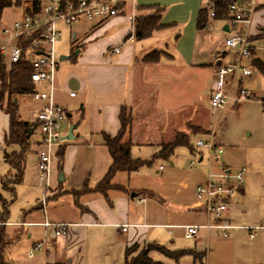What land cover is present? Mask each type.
Instances as JSON below:
<instances>
[{
  "label": "crops",
  "instance_id": "0c3cea01",
  "mask_svg": "<svg viewBox=\"0 0 264 264\" xmlns=\"http://www.w3.org/2000/svg\"><path fill=\"white\" fill-rule=\"evenodd\" d=\"M146 1L125 0L118 15L90 22L85 34L86 44L77 52L78 58L69 57L68 60H62L63 63L59 62L54 100L67 111V118L61 123L60 132L63 138L69 139L56 147L51 161L48 186L41 187L43 184L38 179L37 170L39 133L35 129L32 130L22 181L30 184L32 188H37L39 193L42 189V192L39 198L35 196L36 201L26 211L28 216L26 213L24 215V218L29 217L31 220L22 221L19 225L30 226L28 238H31L35 231L34 227H40L42 237L31 242L32 247L40 244V248L36 249L39 251L36 257L26 255L20 262L10 260L13 264H89L87 255L90 254L91 246L101 241L120 242L124 246V252L134 244H157L170 251H187L185 254L192 255L195 261L196 257L191 251L197 252L201 253L200 258L203 264H206L203 260L205 252L196 248V245L208 236L207 233H201L205 229H200L195 237L185 236L194 244L188 249L174 245L164 246L153 240L158 232L155 231L156 227L167 228L166 235L170 237V229L174 226L148 222L153 211L149 198L157 202L161 199L133 182L132 177L138 170L118 171L111 177L110 186L106 190L102 192L95 188L112 163L103 136L114 137L118 134L122 112L124 117L129 116L131 119L122 140L130 142L132 158L141 159L135 156V148L152 143L157 145L151 157L142 160L160 157L156 155L160 144L171 141L176 132L187 133L188 127L195 125L204 128L211 122L210 105H201L199 99L205 91L206 68L212 71L214 77L216 66L227 56V50L222 44V38L228 32L225 20L215 19L223 22L221 32L217 34L212 35L209 32L213 20L209 16L207 26L197 29L198 10L206 7L210 0H186L192 4V11L182 24L186 26L188 23L191 42L184 55L177 50L173 55L167 48H158L155 45L157 34L169 25L162 17L163 12L160 23L165 25L164 28L142 39L133 37V18L146 11L138 8L161 6L159 2L149 4ZM248 32L252 35L250 51L253 55L255 44L264 39V0H258L248 25ZM206 39L213 42L208 51ZM114 47H118L119 51L114 52ZM207 54L212 56L211 61H206ZM254 60V63L264 64L258 57ZM70 92L75 95L69 96ZM31 103L32 106L25 113L24 119L20 113L21 119L29 123H33L36 109L32 99ZM2 113L0 111V115H4L8 120L7 115ZM154 122L160 123L166 131L160 132L157 139L149 142L150 139L145 137ZM7 128L8 124L5 129L0 125L2 148ZM196 139L197 137L194 141ZM217 142L220 145L219 140ZM60 149L61 159L58 156ZM29 156H32V163H27ZM197 156L198 161H201L200 152ZM217 159L215 157V160ZM159 169L162 167L159 166ZM224 173L228 174L229 170L225 169ZM238 191L242 192V185ZM154 211L157 212L156 209ZM38 212L41 218L36 220ZM193 214L197 218L203 215L205 220L186 225H201L206 222L207 216L203 209L194 210ZM229 214L227 210L225 219L230 223ZM44 221L68 224L66 233L55 235L53 225L44 226ZM6 223L5 221L3 224ZM124 225L125 231L121 229ZM211 230L219 233L216 229Z\"/></svg>",
  "mask_w": 264,
  "mask_h": 264
},
{
  "label": "rangeland",
  "instance_id": "374dc122",
  "mask_svg": "<svg viewBox=\"0 0 264 264\" xmlns=\"http://www.w3.org/2000/svg\"><path fill=\"white\" fill-rule=\"evenodd\" d=\"M27 1L29 0H20L18 6L6 7L2 13L0 25L20 18ZM146 2L149 4L159 2L164 9L162 17L169 24L157 34L156 47L167 48V51L173 55L176 50L184 55L191 40L188 23L185 26L182 22L190 15L192 4L186 0H147ZM90 22L92 21L81 19L71 25H58L61 35L55 43L57 57L70 55L72 58H78L77 52L86 44L85 34ZM241 25L238 23L236 28H240L247 34L250 45L252 35L243 30ZM222 26L221 20H211L210 34L221 32ZM73 33L75 35H72ZM206 45L208 51L213 46V42L206 39ZM255 47L253 55L241 60L243 66L251 69V75L244 76L240 72L235 75L233 83H229L232 91L227 103L222 108L210 109L211 122L209 125L204 128L193 125L194 130L191 131L186 129L192 141V152L185 146H178L173 155L167 158L156 157L150 165L139 168L132 177L138 187L150 191L161 199L157 202L149 198L153 211L150 213L148 222L174 226L170 229L172 231L170 237L166 235L167 228L156 227L155 231L158 230V232L153 240L164 246L174 245L188 249L194 244L192 240L185 238L184 229L181 226L189 223L197 224L205 220V216L200 215L197 218L193 214L194 210H204L205 207L204 200L195 196L196 185L206 181L208 173L219 175L223 174L225 169L229 170L227 175L229 181L233 182L231 176L243 170L242 192H239L237 187L227 202L230 223L235 226V229L229 231L228 238H222L219 233L212 230L201 231V233H207L208 236H205L196 248L205 252L203 260L206 264H264V75L256 69L254 64L256 57L264 61V39L258 41ZM207 55L206 61H211L212 56ZM231 59L232 51H229L222 63H229ZM212 81L213 73L206 68L205 91L199 99V103L205 107L209 106L208 96ZM240 87L250 91V94L237 100ZM18 104L19 117L21 119V113L24 119L25 113L32 106L30 96H18ZM7 124V118L0 115V125L5 129ZM152 125L145 137L150 139L149 142L157 139L160 132L166 131L160 123L155 124L154 122ZM212 131L216 140L220 142L221 152L211 153L206 148H194L195 151H193L194 138H207ZM0 147V213L2 212L1 202L5 201L7 203L5 217L7 223L4 224L3 231L7 237L15 239L7 257L12 262H20L28 253L32 252L33 257H36L39 252L32 247L31 242L33 239H41V228L34 227L35 231L31 238H28L27 233L30 226L19 224L22 221L31 220L29 217L24 218V215L26 213L28 216L26 211L34 204L35 198L41 196L42 189L39 193L37 188H32L30 184L22 181L14 186L11 192L9 182L12 178V171L4 160L1 144ZM156 148V143L135 148V156L149 159ZM198 152L202 155L201 161H198ZM215 157L218 159L215 160ZM190 161L194 164L190 165ZM27 163H32V156L27 157ZM159 166L162 167L161 170ZM3 180L4 187L1 184ZM43 186L44 184L41 185ZM155 209L157 212L154 211ZM40 216L39 212L36 213V220H39ZM250 232L253 233L252 238L249 237ZM106 242L101 241L91 246L90 254L87 255L90 259L89 264H122L124 246L120 242ZM159 246L144 243L130 247L133 249L132 255H136L148 247ZM160 252V250H151V259L165 264H203L200 258L201 253L191 251L196 261L190 254H185L174 261Z\"/></svg>",
  "mask_w": 264,
  "mask_h": 264
},
{
  "label": "built area",
  "instance_id": "2783aa9c",
  "mask_svg": "<svg viewBox=\"0 0 264 264\" xmlns=\"http://www.w3.org/2000/svg\"><path fill=\"white\" fill-rule=\"evenodd\" d=\"M36 9L29 5L30 10H24L22 16L8 24L0 25V53L7 68L19 62L27 63L31 67L29 74L32 90L30 97L36 104L33 119V129L39 133L37 150L38 179L44 186H48L51 161L58 147L63 141L61 136V123L67 118L66 109L54 100L56 75L60 59L56 55L55 43L61 35L59 24L71 25L85 19L88 21H102L119 14L121 5L125 0H35ZM258 0H235L228 4L225 23L228 27L227 34L222 38V44L227 52L232 51L229 63L216 66L213 81L209 89V105L212 109L222 108L230 97L235 75H251V69L243 66L241 60L251 55L247 34L248 25L257 7ZM210 9L209 17H213ZM118 52V47L112 49ZM237 100L245 98L250 91L239 89ZM70 92L69 96H74ZM195 148H206L211 153H220L221 146L212 131L207 138H197ZM194 164L193 161L190 162ZM243 170L238 171L229 181L226 173L215 175L208 173L206 182L195 187L198 199L205 203L204 212L207 220L201 225H184V234L188 238L195 237L200 229L219 231L223 238L228 237L229 231L235 226L225 219L227 202L235 193L236 188L242 184ZM230 177V178H231ZM142 201L144 199H141ZM45 202V196L42 203ZM52 223L44 221V226ZM55 235L66 233L68 224L55 223ZM126 230V225L121 228ZM253 237V233H249ZM39 249L37 243L33 247ZM32 257V252L27 254Z\"/></svg>",
  "mask_w": 264,
  "mask_h": 264
},
{
  "label": "trees",
  "instance_id": "16d2710c",
  "mask_svg": "<svg viewBox=\"0 0 264 264\" xmlns=\"http://www.w3.org/2000/svg\"><path fill=\"white\" fill-rule=\"evenodd\" d=\"M73 1V0H72ZM235 0H210L206 7H201L198 10L196 26L197 29H203L208 24V16L210 9L213 10V19H225L227 14V6ZM20 0H0V22L3 10L12 5L18 6ZM31 5L36 9V1L29 0L25 3L24 10L29 11ZM139 10H146L143 13L137 14L133 18L132 35L136 39H142L150 36L154 31L165 27L160 23V17L163 12L162 6L139 7ZM256 69L264 75V64L255 62ZM31 67L27 63L19 62L7 68L4 64L3 56L0 53V111L8 117V128L3 137L4 160L12 171V178L9 182L11 192L14 186L22 181L26 156L29 152L31 143V133L33 123L22 120L18 114V96H30L32 84L29 77ZM121 128L118 134L114 137L108 135L103 136L104 145L112 158V163L104 176V178L96 185V190L104 191L110 186V179L114 173L118 171L133 172L144 165H150L153 160H142L132 158L130 156V142L123 141V135L130 123V117H124L123 112L120 114ZM188 130H194L193 127H188ZM193 145V144H192ZM178 146H185L191 150V142L188 133L176 132L174 138L166 143L160 144L157 156L167 158L172 155L174 149ZM194 151V146H193ZM155 155V156H156ZM58 156L61 159V149L58 151ZM4 187V180L1 182ZM2 212L0 213V264H13L7 258V254L15 241L10 239L3 231L4 222L7 214V203L1 202ZM151 250H160L166 256L177 260L187 251L184 250H167L162 247H148L141 250L136 255H132V247H128L124 252V260L122 264H163L153 261L149 256ZM202 256V255H201ZM200 256V257H201Z\"/></svg>",
  "mask_w": 264,
  "mask_h": 264
},
{
  "label": "water",
  "instance_id": "95a60500",
  "mask_svg": "<svg viewBox=\"0 0 264 264\" xmlns=\"http://www.w3.org/2000/svg\"><path fill=\"white\" fill-rule=\"evenodd\" d=\"M69 57H70V55H61V56L59 57V59H60V61H62V60H68ZM63 139H64V140H68L69 138H68V137H64Z\"/></svg>",
  "mask_w": 264,
  "mask_h": 264
}]
</instances>
